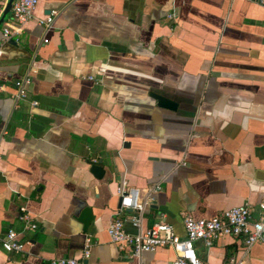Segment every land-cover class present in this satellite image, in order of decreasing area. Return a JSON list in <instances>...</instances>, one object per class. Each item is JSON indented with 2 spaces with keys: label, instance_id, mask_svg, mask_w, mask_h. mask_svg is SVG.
<instances>
[{
  "label": "crops",
  "instance_id": "1",
  "mask_svg": "<svg viewBox=\"0 0 264 264\" xmlns=\"http://www.w3.org/2000/svg\"><path fill=\"white\" fill-rule=\"evenodd\" d=\"M51 13L48 28L37 25ZM24 77L25 96L15 99L13 81ZM0 88V238L11 229L27 242L23 253L0 248V264H170V248L133 258L119 251L105 233L109 222L138 216L137 228L124 224L135 234L164 221L182 238L186 215L208 219L242 205L257 215L264 197L258 5L37 0L21 34L0 37ZM122 184L138 202L154 185L160 190L139 213L119 209ZM20 209L35 229L24 228ZM83 209L91 215L84 231ZM193 248L205 264H264L259 243L219 237Z\"/></svg>",
  "mask_w": 264,
  "mask_h": 264
},
{
  "label": "built area",
  "instance_id": "2",
  "mask_svg": "<svg viewBox=\"0 0 264 264\" xmlns=\"http://www.w3.org/2000/svg\"><path fill=\"white\" fill-rule=\"evenodd\" d=\"M264 9V0H247ZM8 0H0V15ZM37 5V0H12L9 11V22L1 23L0 37L2 41L17 38L21 34L22 26L31 18ZM55 13L38 19L37 25L48 28L52 23ZM172 18L171 15L168 16ZM88 80H93L88 77ZM30 83L29 77L13 81L15 89L14 98L22 99L25 96V87ZM1 89V88H0ZM95 163L93 159L91 161ZM160 190L158 185L148 189V196ZM120 199L119 209H135L139 213L152 202L147 197L143 202H138L137 191L128 189L124 184L116 189ZM25 229L33 230L35 225L31 223V217L24 209H20L18 216ZM138 216L126 218H115L109 222L105 233L109 241L116 245L121 252L128 251L129 257H138L143 253H153L159 248H170L174 252V258L170 264H205L200 261L194 251L193 243L202 241L205 247H210L212 242L219 237H231L240 239L245 247L259 243L264 248V197L257 205V215L253 217L252 209L246 205L227 209L220 214L208 219H193L186 215L182 219L184 236L177 237L172 226L164 221L153 223L148 229L129 234L124 231V224L129 223L132 227H138ZM27 242L18 241L16 233L9 229L0 238V248L5 253H23L24 245ZM81 258H88V251L84 250ZM48 264H84L82 261L73 258L53 259ZM227 264H243L242 261H235L233 258L227 260Z\"/></svg>",
  "mask_w": 264,
  "mask_h": 264
},
{
  "label": "water",
  "instance_id": "3",
  "mask_svg": "<svg viewBox=\"0 0 264 264\" xmlns=\"http://www.w3.org/2000/svg\"><path fill=\"white\" fill-rule=\"evenodd\" d=\"M11 4H12V0H8V2L5 4V7L2 11V14L0 16V25L1 23L3 22V19L5 17V15L7 13H9L10 11V7H11ZM156 102H157V105L160 106V107H166L167 106V102H165L163 99L159 98V97H156L154 96ZM91 173L94 174V176L99 179L101 178L102 176V169L96 165H93L90 169ZM119 202H120V199H119ZM91 220V215H90V210L89 209H83L82 212H81V215L79 217V221L81 222L82 224V227H83V231L85 230V227L87 226L88 222Z\"/></svg>",
  "mask_w": 264,
  "mask_h": 264
}]
</instances>
